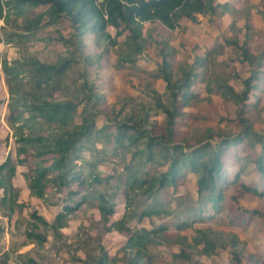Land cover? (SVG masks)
Segmentation results:
<instances>
[{"label": "trees", "instance_id": "obj_1", "mask_svg": "<svg viewBox=\"0 0 264 264\" xmlns=\"http://www.w3.org/2000/svg\"><path fill=\"white\" fill-rule=\"evenodd\" d=\"M26 6L32 8L34 13L31 16L26 13ZM226 8L227 5L218 4L216 0H0V23L3 21L0 31L5 30V43H13L17 39H29L67 18L80 38L93 34L96 46L106 48L99 57L102 58L110 47H121L118 64L125 67L139 59L147 43L153 39V34L160 28H163L161 35L164 36L177 28L181 20L196 21L200 16H217L222 14L221 9ZM262 14L264 15V11ZM12 15L22 18V23L17 26V31L8 33L6 29ZM109 27L116 30L115 36H112ZM245 28L248 29L247 26ZM123 36L125 40L121 45L119 39ZM56 40L65 45L72 43L71 39L61 35ZM226 45L239 50L242 64L254 65L257 60H264V52L259 56L251 54L247 39L243 43L230 39ZM212 50L205 57H195L192 64L184 63L176 74L171 61L176 49L167 41L157 42V52L162 57V62L158 65L157 74L153 76L166 84V96L170 105H164L158 92L153 89L151 95L155 100V108L164 114V120L161 124L149 120L148 112L152 107L143 106L138 117L127 118L118 123L116 133H108L105 126L97 131V115L93 108L98 96L93 91L94 86L87 85V79L84 89H78L76 95L57 99L56 95L65 91L64 81L73 70L76 59L52 63L42 62L32 56L13 61L2 59L9 92L8 123L14 130L13 137L18 148L16 166L10 158L0 164V189L3 191L1 208L7 207L13 213L26 206L21 200L20 189L14 185L17 167L22 168L32 197L46 200L52 192L66 195L62 209L52 223L47 222L36 211L32 214L33 219L52 230L55 237L61 236V230L66 227L70 216L87 202L96 200V187L106 186L110 182L106 176L96 173L97 165L101 161H91L83 156L84 151L88 150L87 145H95L96 136L104 137L113 146L115 154L123 150L125 157L130 155L125 164L126 175L119 177V181L124 182L123 197L126 203L121 219L107 226L115 212V205L105 193H100L97 198L98 211L106 230L122 234L127 242L117 256H111L100 244L95 255L94 252L86 253L85 259L77 256L74 263L156 264L149 247L152 243L160 244L157 243V238L166 229L160 227L153 230H135L129 224L135 218L161 215L164 212L162 202L154 198L165 190L177 188L181 177H185L183 172L186 170L197 177V202L200 205L191 207L184 201L180 202L187 207L190 215L189 219L176 224L179 231L192 228L195 222L204 221L207 210L202 207L207 204H211V208L219 212L226 199L225 192L232 187L239 191V195L230 197L235 203H238L239 197L247 194L264 198V189L247 185L242 180L240 171L234 176L226 173L227 159L237 161L240 158L238 154L231 157L227 155L230 147H236L249 139L260 143L262 147V154L254 160V165L264 178V136L254 131L249 118L250 112L247 110L252 93L258 89V68L246 79L239 80L240 88L230 83L231 68L225 67L227 70L224 72L215 69L207 77L203 69L214 65L209 61L210 58L216 53L218 57L220 54ZM86 59L88 63L93 62L92 58ZM235 77L240 79L238 74ZM199 80L205 82V100L211 101V96L217 94L224 104L237 107V126L240 133L233 138L223 139L213 146V150L210 148L212 144L208 142L188 151L179 142L186 143L181 135L183 127L196 120V116L190 115L186 109L201 101L199 94L192 91ZM147 88L150 89L149 86ZM119 117L117 115L115 119ZM119 121L120 119L117 122ZM207 133L210 136L212 131ZM142 142L145 147L140 148ZM132 147H136V151L132 152ZM91 154L94 155V149ZM160 157L163 159L161 164H168L167 169L152 170L151 164H160ZM77 197L78 200H75ZM144 197L154 199V203L138 217L133 206L139 198ZM256 212L258 211L247 212V219ZM231 223L240 226L243 224L233 220ZM33 227V230L27 231V238L41 247L47 242V237L37 231V223ZM195 229L205 234L204 231ZM180 238L187 241V237ZM202 241L207 248L215 246L211 240H199L200 243ZM237 242L236 238L231 241L234 248L232 262L244 264L241 260L242 253L237 250ZM174 257L175 261H183L180 264L192 262L190 255L183 251ZM253 258L257 264H264V258Z\"/></svg>", "mask_w": 264, "mask_h": 264}, {"label": "rangeland", "instance_id": "obj_2", "mask_svg": "<svg viewBox=\"0 0 264 264\" xmlns=\"http://www.w3.org/2000/svg\"><path fill=\"white\" fill-rule=\"evenodd\" d=\"M216 3L227 5L226 9H221L222 14L211 17L200 16L196 21L181 20L177 28L164 36L161 35L163 28H160L153 34V39L147 43L139 59L125 67H120L118 64L121 47L118 49L110 47L102 58L99 57L106 48L96 46L93 34L80 38L67 18L43 29L29 39L21 38L13 43H5L3 40L5 30L2 29L0 61L2 59L13 61L27 56L36 57L46 63L76 59L73 70L64 81L65 91H60L59 95H56L57 99L73 97L78 89H84L83 85L88 80L87 85L92 84L93 91L98 96L93 108L97 115V131L105 126L108 133H116L118 123L127 118L138 117L143 106L152 107L148 112L149 120L156 121L157 124H161L164 120V114L155 108V100L151 95L153 89L158 92L164 105H170L166 96V84L153 76L157 74L158 65L162 62V57L157 52V42L167 41L176 49L171 58L172 68L176 74L184 63L192 64L195 57H205L213 49L212 51L220 54L219 57L217 53L211 55L213 57L209 61L214 65H210L209 69H203L207 77L212 75L215 69L224 72L227 70L225 67H228L231 68L232 73L230 83L240 88L239 80L246 79L258 68L260 74L258 89L252 93L247 110L250 112L249 118L254 131L264 136V60H257L254 65L242 64L239 50L226 45L230 39H237L240 43L247 39L252 55L259 56L264 52V15L262 14L264 0H216ZM25 9L29 16L34 13L28 6ZM21 23L22 18L12 15L6 30L8 33L15 32ZM0 24L3 25V21ZM246 26L248 29L245 28ZM109 31L112 36L116 35L114 28L109 27ZM60 35L71 39L72 43L65 45L57 42L56 39ZM124 40V36L119 39L121 45ZM87 57L92 58L93 62L88 63ZM236 74L240 79L235 77ZM4 78L6 86L0 85V99L6 96L4 87L8 89L6 77ZM192 91L199 94L201 101L186 109L190 115L196 116V120L184 126L181 133L186 143H179L183 144L186 150L192 151L194 147L208 142L212 144L210 148L213 150V146L218 145L223 139L233 138L240 133L235 105L224 104L217 94L211 96V101L205 100L207 93L204 80H199ZM4 115V106L0 104V163L10 158L16 166L18 146L13 137L14 130L8 123V115L5 117V123L9 129L1 123ZM117 115L120 117L115 119ZM209 130L212 134L207 136ZM87 147L88 150L84 151L83 156L91 161H101L97 165L96 173L106 176L110 182L106 186L96 187V200L87 202L70 216L66 227L61 230V236L55 237L53 231L33 219L32 214L36 211L47 222L52 223L61 211L66 195L52 192L46 200L32 197L23 177V169L17 167L14 185L20 189L21 200L26 206L16 209L13 213H10L7 207L1 209L0 264H80L74 263V258L79 256L85 259L86 253L90 252H94L95 255L96 248L100 244L111 256L119 255L127 238L116 231L106 230L98 211L97 198L100 193H105L115 205V212L107 226L121 219L126 203L123 197L124 182L119 181V177L123 178L126 175L125 164L129 161L130 155L125 157L123 150L115 154L113 146L109 145L104 137L96 136L95 145L89 144ZM139 147H145L143 142ZM92 149L94 155L91 154ZM131 151H136V147H132ZM237 154L240 157L237 161L227 159V175L234 176L240 171L241 178L247 185L263 190L264 178L260 176L254 165V160L262 154L260 143L248 139L236 147H230L227 152L229 157ZM158 161L160 164L152 163L151 169L165 171L168 164H161L163 162L161 157ZM183 175L185 177H181L177 188L165 190L154 198L162 202L164 212L161 215L135 218L129 224L135 230L142 228L153 230L160 227L166 229V232L157 238V243L160 244L152 243L149 247L155 263L180 264L183 261L180 259L175 261L174 255L183 251L190 255L192 259L190 264H233L234 248L231 246V241L234 238L238 239L237 250L241 251V260L244 264H257L253 257L264 258V198L247 194L239 197L238 203H235L230 197L239 195L236 187L225 192L226 199L219 212H215L211 204H207L202 207L207 210L204 221L195 222V226L184 231L176 229V224L189 219L190 215L186 210L187 207L182 206L180 202L184 201L191 207L199 204L197 177L188 170L183 172ZM84 193L85 191L82 192ZM154 199L139 198L137 204L133 206L138 217L147 208L153 206ZM75 200H78V197ZM252 211L258 212L247 219L249 217L247 212ZM232 220L243 224L242 226L233 224ZM36 223L39 225L37 231L47 237V242L41 247L37 243H31L27 238V231L33 230V225ZM195 228L204 231L205 234L196 231ZM180 237H187V241H182ZM202 238L211 240L215 245L214 248H207L203 241L200 243L199 240Z\"/></svg>", "mask_w": 264, "mask_h": 264}, {"label": "crops", "instance_id": "obj_3", "mask_svg": "<svg viewBox=\"0 0 264 264\" xmlns=\"http://www.w3.org/2000/svg\"><path fill=\"white\" fill-rule=\"evenodd\" d=\"M3 74V75H2ZM2 75V76H1ZM5 74H4V72L2 71V73L0 74V85H3V86H6V82L4 81L5 80ZM4 89H5V93H6V96L5 97H3L2 99H0V100H3V101H0V102H2V103H0V104H2L3 106H4V113H5V115H4V117L2 118V120H1V123H3L4 125H6V123H5V117L9 114V110H8V103H9V92H8V89L6 88V87H4ZM6 127L9 129V126L8 125H6ZM3 163V162H2ZM1 164V163H0ZM2 196H3V191L0 189V201H1V198H2ZM1 206H0V214H1ZM0 218H1V215H0Z\"/></svg>", "mask_w": 264, "mask_h": 264}, {"label": "built area", "instance_id": "obj_4", "mask_svg": "<svg viewBox=\"0 0 264 264\" xmlns=\"http://www.w3.org/2000/svg\"><path fill=\"white\" fill-rule=\"evenodd\" d=\"M2 69H3V68H2V61H0V74H1L2 71H3ZM2 75H3V74H2ZM2 75H1V76H2Z\"/></svg>", "mask_w": 264, "mask_h": 264}]
</instances>
